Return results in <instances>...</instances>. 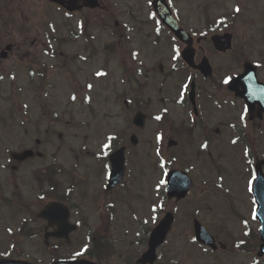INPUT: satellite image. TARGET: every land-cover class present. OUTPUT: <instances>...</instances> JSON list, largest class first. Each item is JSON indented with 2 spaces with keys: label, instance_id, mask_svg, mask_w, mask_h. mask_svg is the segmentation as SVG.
<instances>
[{
  "label": "flooded vegetation",
  "instance_id": "flooded-vegetation-1",
  "mask_svg": "<svg viewBox=\"0 0 264 264\" xmlns=\"http://www.w3.org/2000/svg\"><path fill=\"white\" fill-rule=\"evenodd\" d=\"M61 1L62 5L51 0H0V92L21 93L22 104L37 108L35 115L40 123L53 121L62 89L68 95H81L83 103L80 98L72 102L65 123L75 128L73 106L78 102L85 106L83 121L98 120L97 133L101 134L94 145L86 138V148H73L72 144L67 163L47 167L45 172L53 180L49 187L52 194L36 198L41 202L40 209L49 202L68 207L69 223L76 226L68 236L69 242L51 238L57 228L38 219V212L24 207L19 212H8L17 216L8 218L13 220L7 227L10 237H0V246H5L0 248V260L39 262L22 256L18 248L27 239L41 238L51 257L45 264L61 260L136 263L132 252L146 250L154 222L148 203L145 212L136 210V202L145 198L143 182L149 180V189L153 190V182L164 186L168 172L177 170L186 173L193 189H198V160L203 150L208 151L211 164L201 166L204 170L211 167L214 186L223 183L230 192L241 194H247L249 187L248 196L253 201L254 179L258 172L264 177V87H260L264 86V0H245L247 9L243 13L221 17L226 22L222 25L229 27L224 33L207 25L198 31V6L184 8L180 0H165L178 25L190 34L188 45L156 23L151 16V0H142L144 12L134 19L138 26L132 37L126 36L128 25L123 20L104 23L118 13L105 6L106 0H98L97 8H90L83 0ZM244 13L251 15L242 22L249 32L242 34L241 47L236 50L234 23ZM226 33L235 44L226 55L236 59L234 63L241 56L245 61L232 70H218L211 64V77L203 78L195 67L203 57L221 55L214 52L210 39ZM111 44L116 45L115 62L111 59L113 48L108 47ZM186 49L192 52L193 68L181 56ZM246 63L255 66L258 83L247 80L244 84H229L242 74ZM108 69L116 71L115 101L122 115L106 121L104 116L92 117L90 108L105 102L102 92ZM139 112L146 115L142 128L132 124ZM84 134L90 136V130ZM121 148L122 182L107 191L111 161L116 160L112 156ZM143 170L148 176L146 181L142 180ZM232 170L237 175L222 173ZM80 189L77 202L74 194ZM122 207L127 208L126 213L133 207L131 218L125 215L132 226L120 220ZM83 216L84 224L80 221ZM255 226L245 240L250 248L260 246L259 226ZM131 233L137 239L123 251L120 236ZM76 246L77 251L63 253V249Z\"/></svg>",
  "mask_w": 264,
  "mask_h": 264
},
{
  "label": "rangeland",
  "instance_id": "rangeland-1",
  "mask_svg": "<svg viewBox=\"0 0 264 264\" xmlns=\"http://www.w3.org/2000/svg\"><path fill=\"white\" fill-rule=\"evenodd\" d=\"M109 1H113V5H117L116 9L120 11L119 14L125 16L127 19L131 17V8L129 7V2H131L130 0ZM180 2L190 3L189 0H181ZM207 2L208 3H206L205 0H198L197 2L198 31L205 24L207 26L211 25L210 23H208L207 21L205 22L204 19H202L201 14L207 15V18L210 19L216 12L214 7H211L212 1L207 0ZM233 4L234 2L230 0L227 6L229 10L233 9ZM139 10L141 11L140 8ZM185 10L187 11V9ZM200 10L201 13L199 12ZM225 11L226 9H219L218 13H224ZM250 16L251 15L249 13H244L242 14V17L236 19L234 23V32L238 38L236 43V50L241 45L242 34H244L245 32H249L248 27L244 26L242 22L248 20ZM107 21L112 20L106 19L104 20V23L106 24ZM222 28L225 30L229 29L228 26H223ZM117 31L121 33L120 28L117 29ZM211 59L214 66L218 70L226 69L228 62L226 59L215 55H211ZM112 60L113 62L116 61V55H113ZM107 83L108 85L110 84V82ZM115 83H117L116 75L112 84L114 87ZM108 85L106 86L107 91L105 92V94L104 92H102V97L104 96L105 102H103L101 106H96L94 104V106L90 108L92 117H94L95 114L101 117L104 116L106 121H108V118L112 119L116 116L122 115V113L119 112L120 107L115 101L116 92L114 93V91L110 89L111 86ZM60 93L66 94L67 91L65 89H62ZM13 95L14 93H10V96L7 93H0V237L3 238L10 237V235L7 233V227L10 223L13 222V220L10 221L8 218L10 216H13L14 218L17 216L13 213L8 212L20 211L19 205L22 208L26 207L27 205L26 209H28L30 212H34L36 210L31 206V203L34 202L36 200V197L40 194L38 188L46 189L45 184L40 181L39 173L44 174L43 172H41V170H44V168L52 164L67 162L65 160L67 157V153L71 148V145L74 144L75 147L81 146V144L84 142V135L85 139L89 137L90 143L94 145L96 142V136L101 134L93 132L98 125L96 121H93V118L90 120V125H87L85 126L86 128L83 127L82 129L78 128L82 127V124L74 123V129L71 127L73 126L71 124L68 126L65 123L61 124L60 113L69 112L68 107H63L64 103H62V107H59L58 105L56 106L58 110L57 112H59L56 118L52 115L54 120L59 118V124L51 122L48 124L43 123L42 125H40L39 123H37L38 120L36 119L34 107H30L28 109L27 114L32 115L31 117L28 115L25 116L26 122H23V119L16 121L11 120L8 118V116L11 114V109H14L17 116L23 115V113L19 110L20 108L12 107V104L9 102V98L13 99ZM81 97V95H78V98ZM67 101L71 105L74 104L69 101V98H67ZM80 109L81 107H79V110ZM77 115H79V113H77ZM46 126H49L50 128L48 133L43 132ZM87 130H90V136L84 134V132ZM94 133H96V135ZM70 134L73 138L70 136ZM36 140H40V143L36 144L37 146L35 145ZM28 150L33 151L34 156L32 158L25 159L24 157H22V155ZM40 152L42 153V157L38 155L40 154ZM17 162H20L21 165L17 167L16 172H12ZM144 171L145 170H143L142 180L146 181L148 179V176L144 174ZM222 173L224 175H237L236 170L223 171ZM156 184V182H153V186H155ZM143 185L147 190L145 191V195L143 196L145 198L140 199L136 202V210L138 211V213L141 211H146L145 204L147 203L148 206L155 205L156 208L160 205V199H157L154 189H149V180L143 182ZM16 190L19 191L18 197L21 198V202H14L15 211H12L11 207L5 202V200L6 197L12 196L13 191ZM81 194L82 189L74 194L75 197H77V202H80L79 197L81 196ZM208 203L214 204L209 199V197L205 198L199 196L198 192V200L193 195L192 198L173 208L176 212L174 231L167 240V246L161 252V254L166 255L161 264H260L259 258H257L256 256L257 249L249 248L247 251H242L240 249H235L232 246H229L224 253L210 255V252L206 249L194 246V242L192 241L193 235L191 230V222L189 220L192 214H196L201 224H203L208 229L217 227L218 222H220V215L214 208L215 205L208 207ZM76 205L79 208L80 212L83 213L81 204L77 203ZM131 209H129L126 213L127 208H120V220L127 226L133 225L131 220L125 218V215L131 218ZM169 209L170 205L166 204L164 206V211H167ZM80 221L82 222V224H84V216L83 219H80ZM224 223L226 225V231L231 230V233L234 234L238 239L242 237L241 232H238L237 224L233 223L234 227H232L229 225L231 222L226 223L224 220ZM79 234H81V232ZM120 238L123 241V251H125V247L130 246L137 239V235L131 233L129 235H122L120 236ZM0 248L5 249V246H0ZM78 248L79 247L76 246L72 249H63V253L68 254L73 251H77ZM18 253L22 256H26L28 259L35 258L43 264L51 261V257L47 250L44 248L41 238H38L36 241L27 239L24 243V246L18 248ZM134 255L135 252H132V257H134ZM216 259H218L219 261L214 262V260Z\"/></svg>",
  "mask_w": 264,
  "mask_h": 264
},
{
  "label": "water",
  "instance_id": "water-1",
  "mask_svg": "<svg viewBox=\"0 0 264 264\" xmlns=\"http://www.w3.org/2000/svg\"><path fill=\"white\" fill-rule=\"evenodd\" d=\"M188 187H189V184L184 185L183 187H171V185H169L168 196L169 197L182 198L183 196H185ZM61 210H62V207L60 205L50 204L43 210L42 213L47 215L48 213H57ZM44 218L48 219V221L50 220V218L47 216H44ZM53 222H55L56 225L59 226L58 227L59 230L56 232V235L58 236L60 228L61 229L65 228V222L59 216H55L53 218ZM171 224H172V217L170 215H166L163 218V220L160 222L158 227H156V229L153 231V233L151 235V239H150L149 251L146 254V256H149L151 259L150 263H152V261L154 260L155 250L163 242L167 232L170 229ZM195 237H196L197 241H199L200 243H202L204 245H211L212 244L211 237L197 223L195 224ZM142 263H145V261H142ZM58 264H81V263H58Z\"/></svg>",
  "mask_w": 264,
  "mask_h": 264
},
{
  "label": "snow or ice",
  "instance_id": "snow-or-ice-1",
  "mask_svg": "<svg viewBox=\"0 0 264 264\" xmlns=\"http://www.w3.org/2000/svg\"><path fill=\"white\" fill-rule=\"evenodd\" d=\"M225 83H227V81H225Z\"/></svg>",
  "mask_w": 264,
  "mask_h": 264
}]
</instances>
